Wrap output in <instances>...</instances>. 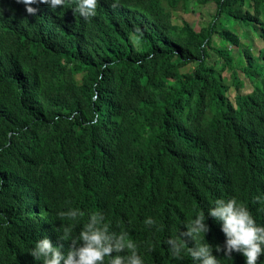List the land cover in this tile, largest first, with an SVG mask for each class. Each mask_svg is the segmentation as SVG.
<instances>
[{
  "label": "trees",
  "instance_id": "1",
  "mask_svg": "<svg viewBox=\"0 0 264 264\" xmlns=\"http://www.w3.org/2000/svg\"><path fill=\"white\" fill-rule=\"evenodd\" d=\"M187 3L215 5L207 24L172 22ZM30 6L0 0V264H42L36 242L94 212L144 264H198L187 249L205 242L245 264L216 252L207 212L235 198L264 226V0H97L87 20L74 0ZM201 211L210 231L174 258Z\"/></svg>",
  "mask_w": 264,
  "mask_h": 264
},
{
  "label": "clouds",
  "instance_id": "2",
  "mask_svg": "<svg viewBox=\"0 0 264 264\" xmlns=\"http://www.w3.org/2000/svg\"><path fill=\"white\" fill-rule=\"evenodd\" d=\"M23 3L26 12L35 16L38 9L32 4H45L50 8L64 6L69 0H16ZM76 7L74 13H78L84 19L96 16L97 0H74ZM116 7V4L112 5ZM254 202L264 203L261 197H254ZM84 213L78 209H69L60 212L61 219L76 221ZM207 215L220 222L221 231L225 236L223 248L216 246V252H223L224 256L231 258L236 252L244 257L245 264H258L260 257L264 255V226L258 225L248 208L238 203L235 198L225 200L217 199ZM105 217L100 212L92 213L83 225L78 235L72 236L74 225L63 226V235L58 238L54 246L47 237L36 242L30 255L42 264H105L108 257L109 264H144L138 254L137 244L129 238L126 231L120 233L110 231V225L104 222ZM205 212H199L186 226V231H180L177 237L170 238L166 243L170 246L174 258L181 259L187 242H196L210 231L205 223ZM144 223L153 226L155 221L147 218ZM64 241H68L67 252L64 249ZM193 261L198 264H219L217 257L212 254V246L208 243H196L194 247L187 249ZM127 253V255H121Z\"/></svg>",
  "mask_w": 264,
  "mask_h": 264
},
{
  "label": "rangeland",
  "instance_id": "3",
  "mask_svg": "<svg viewBox=\"0 0 264 264\" xmlns=\"http://www.w3.org/2000/svg\"><path fill=\"white\" fill-rule=\"evenodd\" d=\"M215 5L213 3H207L200 8H193L189 3L185 6L177 5L171 9L172 22L176 24H181L182 22L188 23L192 27H197L207 24L210 20L212 14L214 13ZM222 25L220 24L219 27ZM254 41L256 47L262 45L261 41L258 42L257 38L252 36L248 37V41Z\"/></svg>",
  "mask_w": 264,
  "mask_h": 264
}]
</instances>
